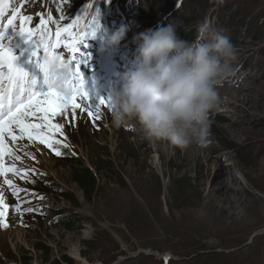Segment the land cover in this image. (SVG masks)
Masks as SVG:
<instances>
[{"label": "rangeland", "instance_id": "rangeland-1", "mask_svg": "<svg viewBox=\"0 0 264 264\" xmlns=\"http://www.w3.org/2000/svg\"><path fill=\"white\" fill-rule=\"evenodd\" d=\"M12 3L21 6V16L34 15L45 4L56 16L52 21L43 14L52 35L77 18L71 30L82 33L88 20L105 16V25L97 27L101 37L79 45L83 78L91 72L85 64L96 59V67L104 53L123 46L134 56V39L104 43L107 23L111 32L130 24L131 34L172 25L181 39L199 42L197 25L207 20L235 46L236 59L234 74L217 86L207 138L193 142V148L150 141L135 120L132 131L114 126L107 101L97 100L108 93L94 91L91 99L78 95L75 119L71 107L67 119L54 117L64 125L63 135L56 133L63 141L59 150L70 151L97 173L90 200L65 158L26 136L14 143L8 138L20 160L6 156L4 162L15 164L20 175L7 178L25 191L14 195L0 176L8 206L0 224V264L109 259L118 260L110 264H264V0H93L83 7L58 0ZM14 23L20 29L21 20ZM58 51L72 55L63 46Z\"/></svg>", "mask_w": 264, "mask_h": 264}, {"label": "clouds", "instance_id": "clouds-1", "mask_svg": "<svg viewBox=\"0 0 264 264\" xmlns=\"http://www.w3.org/2000/svg\"><path fill=\"white\" fill-rule=\"evenodd\" d=\"M126 31L122 25L102 39L117 45ZM197 33L199 42L181 39L168 25L133 38L132 67L105 97L114 126L135 120L146 139L179 148L206 140L208 115L218 100L217 86L235 72L236 48L207 20L197 25ZM42 73L52 87L62 90L67 69L57 60L42 57Z\"/></svg>", "mask_w": 264, "mask_h": 264}, {"label": "snow or ice", "instance_id": "snow-or-ice-1", "mask_svg": "<svg viewBox=\"0 0 264 264\" xmlns=\"http://www.w3.org/2000/svg\"><path fill=\"white\" fill-rule=\"evenodd\" d=\"M9 8L12 10L5 23V13ZM18 17L21 20L19 30L14 24ZM30 20L31 16L20 15V8L15 7L12 0H0V176L5 177L4 183L14 195L25 190L16 187L7 175H20V169L15 164L6 166L4 158L14 157L19 161L20 156L7 146L5 136L13 143L26 136L29 141H39L57 156L62 155L57 145L63 141L56 139V133L63 135L64 125L54 123L53 118L64 115L67 119V109L71 107L72 118L75 119V110L81 107L76 102V97L82 95L84 99H91L88 92H82L83 77L79 70L80 60L76 54L79 53L81 57L84 55L79 45L86 37L94 35L98 27L94 19L84 32H73L71 29L78 24L77 18L72 24L57 26L53 36L47 28L48 22L41 19L37 35L36 30L23 27ZM5 39L7 43L4 42ZM61 46L67 48L72 55L65 58L58 51ZM16 49H19L18 53ZM41 49L43 56L38 55ZM21 57L25 59L21 60ZM42 57L54 58L67 69L62 90L52 87L43 75ZM97 100L100 104L105 103L103 97ZM89 115L95 119L100 118L91 111ZM63 146L68 147L66 143ZM7 208L4 197L0 194V224L7 214ZM24 211L30 212L33 209L27 208Z\"/></svg>", "mask_w": 264, "mask_h": 264}, {"label": "trees", "instance_id": "trees-1", "mask_svg": "<svg viewBox=\"0 0 264 264\" xmlns=\"http://www.w3.org/2000/svg\"><path fill=\"white\" fill-rule=\"evenodd\" d=\"M70 3L71 5L77 6V7H83L88 2H91L93 0H58ZM20 8L19 6H15ZM238 14L237 16H239ZM31 19L33 18V15H30ZM37 18L41 16V11L36 13ZM50 16L55 19V15L52 16V13H50ZM30 21L27 22L29 24ZM251 23V22H250ZM245 23L243 26L247 25L248 28H255L253 24ZM10 30V29H9ZM254 33V32H253ZM178 36L181 38L180 34ZM60 146V145H59ZM60 151L62 153V157L65 158V163L73 170V173L75 174L73 180L78 185V187L84 192L86 200H90L92 198V194L96 192L97 188L95 186L96 180H97V173L94 171V169L85 164L82 160H80L76 155L71 153L70 151H66L63 147H60ZM98 172L100 170H97ZM100 173V172H99ZM98 173V174H99ZM171 180V179H170ZM174 179L171 180V183L173 184ZM160 261H163V259H160ZM46 262H50L49 260H46ZM65 264H71L69 260L63 261ZM50 264H58L57 261H52Z\"/></svg>", "mask_w": 264, "mask_h": 264}, {"label": "bare ground", "instance_id": "bare-ground-1", "mask_svg": "<svg viewBox=\"0 0 264 264\" xmlns=\"http://www.w3.org/2000/svg\"><path fill=\"white\" fill-rule=\"evenodd\" d=\"M115 23V21H114ZM115 25V24H114ZM124 26L127 27V31H126V35L125 37L127 38H130V39H133L138 33H135L134 31H132L133 34H131L129 31V28L131 27L130 24H125ZM125 40V38L123 39ZM133 45H136V43H134ZM132 46V45H131ZM121 81H118V80H112V84L114 87H119ZM107 103V102H106ZM124 127L128 130V131H132L133 130V127H132V124H131V121H129L127 124L124 125ZM257 135H260V132H257ZM5 142L7 144V146L9 147L10 143H9V140H8V137L5 136ZM190 148H193V145L190 144ZM261 169L264 170V164L261 163ZM227 192V191H226ZM12 199V198H11ZM13 200V199H12ZM14 201V200H13ZM227 214V213H226ZM233 216V215H232Z\"/></svg>", "mask_w": 264, "mask_h": 264}, {"label": "water", "instance_id": "water-1", "mask_svg": "<svg viewBox=\"0 0 264 264\" xmlns=\"http://www.w3.org/2000/svg\"><path fill=\"white\" fill-rule=\"evenodd\" d=\"M117 261H118V260L114 261V260H110V259H109V260H106V261H102L101 264H110V263H112V262H115V263H116Z\"/></svg>", "mask_w": 264, "mask_h": 264}]
</instances>
